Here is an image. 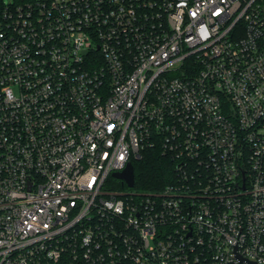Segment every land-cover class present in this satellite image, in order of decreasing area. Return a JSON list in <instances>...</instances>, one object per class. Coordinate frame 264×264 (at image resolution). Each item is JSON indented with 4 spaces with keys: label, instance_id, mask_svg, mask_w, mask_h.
Returning <instances> with one entry per match:
<instances>
[{
    "label": "built area",
    "instance_id": "2783aa9c",
    "mask_svg": "<svg viewBox=\"0 0 264 264\" xmlns=\"http://www.w3.org/2000/svg\"><path fill=\"white\" fill-rule=\"evenodd\" d=\"M154 148L171 184L110 189ZM236 246L264 264V0H0V264Z\"/></svg>",
    "mask_w": 264,
    "mask_h": 264
},
{
    "label": "trees",
    "instance_id": "16d2710c",
    "mask_svg": "<svg viewBox=\"0 0 264 264\" xmlns=\"http://www.w3.org/2000/svg\"><path fill=\"white\" fill-rule=\"evenodd\" d=\"M175 164L160 149H147L134 163L135 187L140 192H156L171 184L175 177ZM121 188L127 186L121 183Z\"/></svg>",
    "mask_w": 264,
    "mask_h": 264
},
{
    "label": "water",
    "instance_id": "95a60500",
    "mask_svg": "<svg viewBox=\"0 0 264 264\" xmlns=\"http://www.w3.org/2000/svg\"><path fill=\"white\" fill-rule=\"evenodd\" d=\"M114 178L120 180L123 182V184L125 186H127L130 189H133L135 187V169H134V165L129 164L128 167L121 173H115L113 175ZM235 256L238 259V261H246L249 264H258V262L256 261H251L248 259H245L243 257H241L239 251H238V247H235Z\"/></svg>",
    "mask_w": 264,
    "mask_h": 264
},
{
    "label": "rangeland",
    "instance_id": "374dc122",
    "mask_svg": "<svg viewBox=\"0 0 264 264\" xmlns=\"http://www.w3.org/2000/svg\"><path fill=\"white\" fill-rule=\"evenodd\" d=\"M6 2H12L13 0H5ZM121 183L122 181L118 180V179H110L109 181V187L111 190L115 191V192H125L128 190H123L121 188ZM133 191H136V192H139L136 188L133 190Z\"/></svg>",
    "mask_w": 264,
    "mask_h": 264
}]
</instances>
